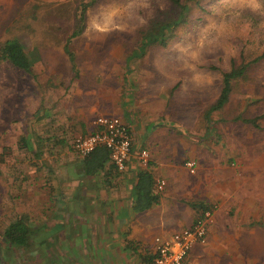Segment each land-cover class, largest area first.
Returning a JSON list of instances; mask_svg holds the SVG:
<instances>
[{
	"label": "rangeland",
	"instance_id": "rangeland-1",
	"mask_svg": "<svg viewBox=\"0 0 264 264\" xmlns=\"http://www.w3.org/2000/svg\"><path fill=\"white\" fill-rule=\"evenodd\" d=\"M181 2L190 7L186 21L139 51L143 37L177 18L171 0H0V47L19 40L32 62L28 73L0 59V234L17 214L42 221L53 165L81 134L65 140L61 132L69 88H98L108 71L124 70L144 95L160 97V121L197 141L182 164L198 161L190 200L220 213L211 226L226 243L220 264H264V0ZM242 63L228 101L206 119L223 72ZM251 118L255 125L243 121ZM47 234L29 250L2 244L1 254L9 264H39Z\"/></svg>",
	"mask_w": 264,
	"mask_h": 264
},
{
	"label": "crops",
	"instance_id": "crops-1",
	"mask_svg": "<svg viewBox=\"0 0 264 264\" xmlns=\"http://www.w3.org/2000/svg\"><path fill=\"white\" fill-rule=\"evenodd\" d=\"M68 60L72 70L74 63L78 69L76 61ZM124 72L108 71V80L98 88L68 90L61 131L65 140L78 132L92 131V121L98 115L117 116L131 132L132 154L122 172L109 159L102 169L85 175L73 141L69 149H63L60 166L53 165L56 174L50 176L48 183L53 190L47 194L48 203L39 223L40 231L48 233L40 240L48 252L35 251L39 264H149L154 257L155 237L169 236L191 226L201 213L196 206L207 205L190 200L195 192L194 183L200 178L198 161L192 158L197 164L193 174L182 164L186 156L193 155L192 147L197 141L185 130L171 129L168 123L160 121L165 106L160 97L144 95L141 87L126 79ZM143 148L150 153L146 168L137 157ZM144 169L151 172L154 183L161 178L166 184L157 191V203L135 212L137 174ZM219 215V211H214V217ZM211 226L206 242L195 244L182 264H220L219 255L226 243L212 233ZM48 237L53 242L49 243Z\"/></svg>",
	"mask_w": 264,
	"mask_h": 264
},
{
	"label": "trees",
	"instance_id": "trees-1",
	"mask_svg": "<svg viewBox=\"0 0 264 264\" xmlns=\"http://www.w3.org/2000/svg\"><path fill=\"white\" fill-rule=\"evenodd\" d=\"M172 4L177 8V18L171 23H163L159 27V31L150 36L143 37L139 46V51H143L148 44L159 42L164 43L167 33L172 32L173 28L181 23H184L187 19L190 7L181 2V0H171ZM85 5L81 7L79 22L84 18ZM80 29H76L71 34L72 37L79 35ZM71 39L67 41L66 44ZM67 51V49H66ZM66 53H70L67 51ZM134 52L132 55H137ZM261 56H264L262 53ZM0 59L8 60L13 66L22 69L25 72H32V62L24 51V46L19 40H6L0 47ZM71 59V57H70ZM72 61V60H71ZM249 63H242L239 66H232L230 70L223 72L222 83L220 93L212 106L209 107L206 118L208 119L211 111L222 108L229 99V95L232 89V82L239 77H242L248 67ZM73 68L76 70L74 63ZM213 68V67H212ZM256 118L243 119V121L256 124ZM128 127V126H127ZM129 129V128H128ZM85 134V133H84ZM110 159L109 151L104 146H99L87 155L81 157L82 172L85 175L94 174L99 169H102L104 164ZM114 166V165H113ZM115 168V167H114ZM154 178L150 171L144 169L138 172L136 184H135V199L133 202V210L135 212L144 211L150 208L153 204L158 202L159 194L153 188ZM195 203H192L194 205ZM202 211L211 208L208 205L199 204L196 206ZM29 218L24 214H17L11 221L7 223L5 228L0 234V263L9 264L8 256L3 257L1 254V245L3 244V250H29L28 247L33 246V238L40 232V226L31 225ZM152 262V260H151ZM151 262L149 264H151Z\"/></svg>",
	"mask_w": 264,
	"mask_h": 264
},
{
	"label": "built area",
	"instance_id": "built-area-1",
	"mask_svg": "<svg viewBox=\"0 0 264 264\" xmlns=\"http://www.w3.org/2000/svg\"><path fill=\"white\" fill-rule=\"evenodd\" d=\"M92 124L94 129L85 134H79L73 140V149L83 157L99 146L109 151L110 161L119 172L125 170L132 154V135L127 125L117 116L98 115ZM139 164L146 168L149 164L150 153L140 149L137 154ZM184 166L190 174L196 171V161L188 159ZM166 182L156 179L155 190H163ZM214 209L211 207L200 213L194 223L186 228L175 231L169 236H156L154 257L151 264H182L188 251L195 244H204L209 227L214 223Z\"/></svg>",
	"mask_w": 264,
	"mask_h": 264
}]
</instances>
